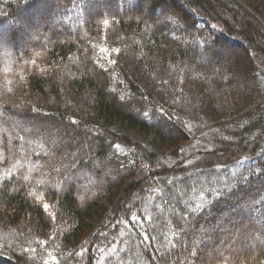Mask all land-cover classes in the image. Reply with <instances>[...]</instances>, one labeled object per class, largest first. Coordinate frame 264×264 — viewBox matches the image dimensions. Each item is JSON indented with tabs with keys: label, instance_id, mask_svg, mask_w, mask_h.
I'll return each mask as SVG.
<instances>
[{
	"label": "trees",
	"instance_id": "obj_1",
	"mask_svg": "<svg viewBox=\"0 0 264 264\" xmlns=\"http://www.w3.org/2000/svg\"><path fill=\"white\" fill-rule=\"evenodd\" d=\"M76 1L0 0V264H264V0Z\"/></svg>",
	"mask_w": 264,
	"mask_h": 264
},
{
	"label": "rangeland",
	"instance_id": "obj_2",
	"mask_svg": "<svg viewBox=\"0 0 264 264\" xmlns=\"http://www.w3.org/2000/svg\"><path fill=\"white\" fill-rule=\"evenodd\" d=\"M81 1L82 0H77L75 4H79L81 5ZM47 5L44 8L45 9H50L52 7V10L50 9V12L52 11V16L50 17V19H46L43 16V13H38L39 15V21H36L38 17H33L30 14H25L23 16V20H22V24L20 25L19 22H12V27L15 29V27H22L24 29V34L20 35L19 40H17V42L15 43V49L20 50V51H24L25 48L30 45L31 43H36L37 41H39L40 38L37 37H43L42 36V29H44L43 23L44 21H46L48 24H50L53 28L51 32H57L58 29L60 28H65V30L69 29V25L67 23V19L69 17V15L67 14L68 12L62 10V9H58L57 10V5H58V0H48V2H46ZM79 7V6H78ZM43 12V11H42ZM74 12V11H72ZM92 12L97 13V9H92ZM55 16V17H54ZM74 16H77L76 13H74ZM54 17V19L52 20V18ZM19 27V29L21 30V28ZM50 27V26H49ZM11 29V27H10ZM9 31V28L6 29V32ZM23 35V36H22ZM6 42V43H5ZM14 50L13 47H11V45L8 43V39L5 37L4 34H2L0 32V71L2 70L1 75H7L8 73H11L12 70L14 69L15 66V62H13V53H11ZM109 53H111L109 50L107 51ZM108 53V54H109ZM107 54V53H106ZM20 67H26V63L25 61H21ZM8 69V70H7ZM5 70V71H4ZM7 70V71H6ZM14 122V121H13ZM19 123H16V125H18ZM20 126V125H18ZM30 131L26 130V134H29ZM52 132L58 133L57 130H52ZM56 144H53L51 147V149L56 148Z\"/></svg>",
	"mask_w": 264,
	"mask_h": 264
}]
</instances>
